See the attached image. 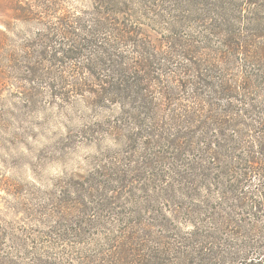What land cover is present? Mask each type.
Returning a JSON list of instances; mask_svg holds the SVG:
<instances>
[{"label":"trees","instance_id":"1","mask_svg":"<svg viewBox=\"0 0 264 264\" xmlns=\"http://www.w3.org/2000/svg\"><path fill=\"white\" fill-rule=\"evenodd\" d=\"M91 1L18 3L39 29L2 41L0 72L33 104L117 106L122 148L40 211L54 235L0 230V264H264V28L223 0ZM132 178L154 195L127 211L110 182Z\"/></svg>","mask_w":264,"mask_h":264},{"label":"rangeland","instance_id":"2","mask_svg":"<svg viewBox=\"0 0 264 264\" xmlns=\"http://www.w3.org/2000/svg\"><path fill=\"white\" fill-rule=\"evenodd\" d=\"M26 1L0 0V46L7 37L17 48L39 29L37 22L15 16L18 3ZM59 2L76 14L92 5L91 0ZM221 5L234 13L242 10L251 25L264 28V0H223ZM246 21L236 25L248 24ZM21 90L16 81L0 72V230L24 240L53 234L54 218L40 211L63 194L61 187L73 197L78 183L89 181L98 168L106 166V173H113L110 156L122 144L101 125L117 115V106L93 107L88 95L71 96L65 103L52 98L48 91L33 104ZM146 182L132 178L125 186L126 181H113L110 184L114 190L109 193L130 211L135 204H147L154 195L153 187ZM95 234L93 230L90 237Z\"/></svg>","mask_w":264,"mask_h":264}]
</instances>
